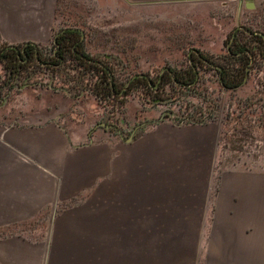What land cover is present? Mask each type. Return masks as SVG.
<instances>
[{
  "label": "crops",
  "instance_id": "obj_1",
  "mask_svg": "<svg viewBox=\"0 0 264 264\" xmlns=\"http://www.w3.org/2000/svg\"><path fill=\"white\" fill-rule=\"evenodd\" d=\"M55 5L0 0V42L48 44ZM192 128L160 122L122 141L55 119L0 124V264H174L191 213L203 264H264V175L222 172L208 221L207 187L175 169ZM42 213V231H6Z\"/></svg>",
  "mask_w": 264,
  "mask_h": 264
},
{
  "label": "rangeland",
  "instance_id": "obj_2",
  "mask_svg": "<svg viewBox=\"0 0 264 264\" xmlns=\"http://www.w3.org/2000/svg\"><path fill=\"white\" fill-rule=\"evenodd\" d=\"M244 2L141 4L138 0H56L52 35L66 28L82 32L84 53L108 62L119 87L135 74L146 76L151 89L158 88L159 75L164 82L157 91L136 84L123 95L102 98L95 94L96 75L91 72L80 71L84 74L72 86L64 81V71L49 72L29 65L15 83L20 86L14 88L0 61V124L55 119L77 131L88 127L122 141L135 139L160 122L193 127L185 140L178 138L182 141L175 169L191 174L193 190L207 187L208 212L203 215L209 221L222 172L264 175V53L260 38L244 34L242 29L235 32L234 42L253 48L252 62L235 89L226 90L218 82L223 67L236 65L226 52L233 29L241 26L264 34V0H251L253 7L249 8ZM51 43L52 40L37 46L41 56L52 50ZM199 54L210 64L198 58ZM190 65L196 73L191 83L178 86L168 82L165 74L169 70L189 78ZM76 74V70H70L68 77ZM186 113L200 114L201 122L177 119ZM188 138L191 142L185 149ZM182 152L184 157L180 158ZM195 216L191 213L187 219L190 230H179L174 264H203L199 242L194 244L193 240ZM46 217L39 214L6 231L35 234L42 231ZM188 232L192 244L183 243L188 240Z\"/></svg>",
  "mask_w": 264,
  "mask_h": 264
},
{
  "label": "trees",
  "instance_id": "obj_3",
  "mask_svg": "<svg viewBox=\"0 0 264 264\" xmlns=\"http://www.w3.org/2000/svg\"><path fill=\"white\" fill-rule=\"evenodd\" d=\"M253 32H258L260 35L254 34ZM261 35L264 36L262 32L255 30L252 31L249 36L261 39L262 53H264V44ZM51 45L54 47V52H51L49 55L44 54L41 56L37 49L38 45L30 43L16 45L1 44L0 61L4 63V68L8 70L9 78L12 79H19L20 73L22 71L24 72L29 65H33L35 68H43L49 72L64 71V73L61 72L66 78V80L64 78V81L71 82L73 83L72 86H76L79 77L84 74V72L80 71L91 72L96 75L95 82L93 83V86L96 88L95 94L102 98H114L117 97L119 93H122L121 95H123L131 90L136 84H142L149 91H157L164 82V78H158V88L151 89L148 78L146 76H139L132 78L126 83L129 79L128 78L123 84H121L122 88L121 86L119 87L114 70L108 62L93 59L88 54L84 53L82 50L80 33L75 28L63 29L62 32L54 37V42H52ZM231 46L229 52H227V56L233 64L236 62V65H234L235 67L232 65L227 69H224L223 67L221 71H219L220 75L218 77L219 85L226 90H233L238 87L241 79L248 72L250 57H253L252 47L236 42ZM69 63L74 64L75 67H70ZM262 68L264 70V61L262 62ZM70 70H76L77 74L74 78L70 76L68 77V72ZM188 74L190 79L176 71L169 70L165 76L168 79V82L178 86H184L187 85V81H189L188 83H191L195 79L194 77L196 73L192 67L189 68ZM66 91H68V87L66 88ZM177 119L196 123L201 122V115L194 116L193 114L186 113L184 115L181 114Z\"/></svg>",
  "mask_w": 264,
  "mask_h": 264
},
{
  "label": "water",
  "instance_id": "obj_4",
  "mask_svg": "<svg viewBox=\"0 0 264 264\" xmlns=\"http://www.w3.org/2000/svg\"><path fill=\"white\" fill-rule=\"evenodd\" d=\"M244 3H245V6L248 7V8H249V7H253V3L251 2V0H245ZM235 29H242L245 33H247V34H251V32H249L248 30L242 28L241 26H236V27L234 28V30H235ZM234 30H233V31H234ZM60 32H62V30L59 31V33H60ZM253 33H254V34H258V35H260L258 32H253ZM57 34H58V33H56L55 36H56ZM55 36H54V37H55ZM54 37H53V39H52V42H54ZM82 37H83V34H82V32H80V38L82 39ZM232 37H233V34L231 35L229 41H231ZM261 37H262V41H263V44H264V36L261 35ZM226 47H228V44L226 45ZM193 70H194V69H193ZM194 72H195V70H194ZM139 76H144V75H142V74H136V75H133V76H131V77L127 80L126 83H128V81H130L132 78H134V77H139ZM158 78H160V75H159Z\"/></svg>",
  "mask_w": 264,
  "mask_h": 264
},
{
  "label": "flooded vegetation",
  "instance_id": "obj_5",
  "mask_svg": "<svg viewBox=\"0 0 264 264\" xmlns=\"http://www.w3.org/2000/svg\"><path fill=\"white\" fill-rule=\"evenodd\" d=\"M245 6V5H244ZM234 30V29H233ZM237 30H239V29H235L233 32H232V34H233V37H232V39H231V41H229L228 43V47H226V52H229V49H230V47H231V45L233 44V43H235L234 42V36H235V32L237 31ZM241 32H243L244 33V31H241ZM58 34H59V32H58ZM231 34V35H232ZM248 35H250V34H248ZM55 36V35H54ZM53 36V37H54ZM231 37V36H230ZM198 58H200L204 63H206V64H210L209 63V61H207V60H204L203 58H201V56H200V54H199V56H197ZM263 61H264V57H263ZM262 61V62H263ZM252 62V57H250V60H249V63H248V65L250 64Z\"/></svg>",
  "mask_w": 264,
  "mask_h": 264
},
{
  "label": "built area",
  "instance_id": "obj_6",
  "mask_svg": "<svg viewBox=\"0 0 264 264\" xmlns=\"http://www.w3.org/2000/svg\"><path fill=\"white\" fill-rule=\"evenodd\" d=\"M53 47V46H52ZM51 52H54V47L52 48V50H49L48 52H46V51H44V53L46 54V55H49ZM9 79H11V81H13L11 84H13V86H14V88H18L20 85H15V83H16V81H17V79H12V78H9ZM130 138V137H129Z\"/></svg>",
  "mask_w": 264,
  "mask_h": 264
}]
</instances>
